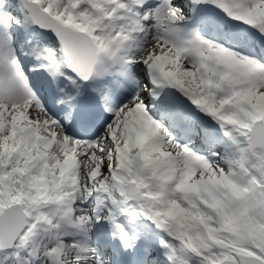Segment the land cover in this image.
<instances>
[{
  "label": "snow or ice",
  "instance_id": "1",
  "mask_svg": "<svg viewBox=\"0 0 264 264\" xmlns=\"http://www.w3.org/2000/svg\"><path fill=\"white\" fill-rule=\"evenodd\" d=\"M0 264H264V0H0Z\"/></svg>",
  "mask_w": 264,
  "mask_h": 264
}]
</instances>
